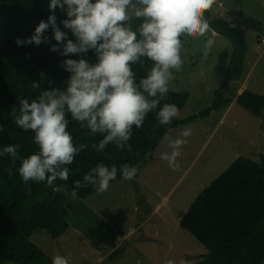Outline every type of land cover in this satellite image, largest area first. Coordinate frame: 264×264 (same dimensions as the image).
<instances>
[{
    "label": "trees",
    "instance_id": "1",
    "mask_svg": "<svg viewBox=\"0 0 264 264\" xmlns=\"http://www.w3.org/2000/svg\"><path fill=\"white\" fill-rule=\"evenodd\" d=\"M49 2L0 0V150L7 145L20 144L21 159L39 149L34 143V133L26 132L14 123L12 111L14 107L19 108L17 97L29 101L35 98L39 90L32 88L33 81L40 83L41 90L49 87L64 89L69 73L60 66V62L79 58L73 54L63 57L50 51L51 45L57 43L50 29L45 33L49 43L39 46L16 44L17 38H29L39 22L47 20L51 14ZM55 15L61 30L68 34L69 39L75 40L61 23L66 13L57 8ZM205 17L216 35L230 40L232 50L226 63L224 81L215 90L213 102L198 114L176 119L170 125H159L155 113H149L141 128L133 126L130 152L121 151L111 143L103 152H97L92 145L98 143L102 135L89 136L88 130L80 128L69 113L67 130L73 136L74 144L84 143L88 147L68 166L71 169L69 179H57L51 186L35 181L24 183L18 173L21 160L13 163L9 156H0V252L8 251L14 258L13 264H52V257L34 243L31 236L34 232L46 231L51 237L58 238L70 227L64 211L69 201L55 197L56 187L64 185L72 191L74 181H82L84 174L97 163L117 168L124 163L138 166L159 146L170 129L224 109L235 96L237 103L251 113L264 111V94L245 89L235 96L225 95L230 82L237 83L244 72L249 51L245 30L231 26L222 16H212L210 11L205 13ZM258 37L260 39L261 35ZM84 58L93 63L96 60L91 51ZM152 65V61L145 60L143 67L133 65V71L137 78L143 77ZM187 98L188 92L169 89L160 106L175 104L181 113ZM120 178L122 176L118 173L116 179ZM95 189L89 185L80 189L77 195L85 198ZM180 226L191 232L208 250L194 264H264V154L260 153L258 159L236 158L195 197L181 218ZM124 251V247L115 249L109 255L110 260L115 262Z\"/></svg>",
    "mask_w": 264,
    "mask_h": 264
},
{
    "label": "clouds",
    "instance_id": "2",
    "mask_svg": "<svg viewBox=\"0 0 264 264\" xmlns=\"http://www.w3.org/2000/svg\"><path fill=\"white\" fill-rule=\"evenodd\" d=\"M215 3L216 0H50L51 14L47 20L42 19L29 38H17L15 42L18 46L49 43L45 33L50 29L57 42L50 51L79 58L60 62L69 73L64 89L41 90L40 83L33 81L31 86L39 94L31 101L17 97L19 108L12 111L14 123L34 133L39 151L21 159L18 151L21 145H7L0 150V156H9L13 163L21 160L18 173L24 183L46 181L51 186L57 179H69L68 166L88 147L84 143L74 144L67 130L69 113L80 128L88 130L89 136L102 135L92 145L97 152H103L110 143L130 152L133 126L141 128L149 113H155L159 125L172 124L180 118V109L171 103L160 105L167 98L172 70L182 69L180 38L204 36L209 29L205 13ZM57 8L66 13L61 23L75 40L69 39L57 24ZM214 43L209 38L205 50ZM89 51L96 57L94 63L84 58ZM145 60L153 65L145 76L137 78L133 65L143 67ZM191 135L192 130L186 128L180 133L182 138H168L170 151L161 153L160 158L173 171L179 170L177 157ZM118 173L124 180H132L138 169L127 163L119 168L97 163L84 174L82 181H74L70 195L76 198L78 191L89 185L102 194ZM52 264H68V261L57 254L52 257ZM167 264L174 262L169 260Z\"/></svg>",
    "mask_w": 264,
    "mask_h": 264
},
{
    "label": "rangeland",
    "instance_id": "3",
    "mask_svg": "<svg viewBox=\"0 0 264 264\" xmlns=\"http://www.w3.org/2000/svg\"><path fill=\"white\" fill-rule=\"evenodd\" d=\"M222 16L236 28H243L248 38L241 79L231 81L226 96H235L249 89L264 94V0H216L209 10ZM215 41L205 50L206 41ZM182 69L172 70L168 88L188 92L180 119L209 106L214 92L224 81L226 63L232 44L209 27L204 36H182ZM233 102L206 117L170 129L159 146L136 166L132 180L116 179L102 194L96 189L85 198H72L64 185L56 187L57 199L69 203L64 211L70 227L60 237L46 231L34 232L31 239L46 254H59L68 264H194L207 253V248L180 220L195 197L239 156L258 159L264 154V111L253 114ZM192 130L187 144L182 145L179 170L173 171L161 153L168 152L169 137L182 138L180 133ZM45 185V182H41ZM59 189V190H56ZM125 251L113 262L110 254L117 248ZM8 251L0 252V264H13Z\"/></svg>",
    "mask_w": 264,
    "mask_h": 264
},
{
    "label": "built area",
    "instance_id": "4",
    "mask_svg": "<svg viewBox=\"0 0 264 264\" xmlns=\"http://www.w3.org/2000/svg\"><path fill=\"white\" fill-rule=\"evenodd\" d=\"M260 41L264 43V36L260 37Z\"/></svg>",
    "mask_w": 264,
    "mask_h": 264
}]
</instances>
